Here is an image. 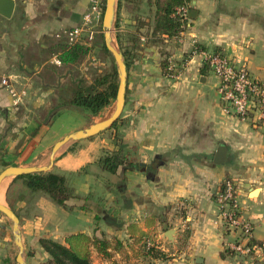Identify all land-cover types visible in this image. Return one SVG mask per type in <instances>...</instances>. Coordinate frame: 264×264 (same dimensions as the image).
I'll return each instance as SVG.
<instances>
[{
  "label": "crops",
  "instance_id": "0c3cea01",
  "mask_svg": "<svg viewBox=\"0 0 264 264\" xmlns=\"http://www.w3.org/2000/svg\"><path fill=\"white\" fill-rule=\"evenodd\" d=\"M89 6L90 0H14L11 16H0V81L10 78L16 94L0 83V149L10 166H47L54 143L84 128L57 127V120L73 113L96 117L71 108L48 113L57 102L49 69L60 66L53 63L56 44L65 39L63 32L81 23ZM127 15L122 9L118 14L121 32L133 24ZM98 34L82 43L92 47ZM193 45L203 51L193 52ZM166 50L180 64L175 77L161 74L153 46L126 68L125 105L117 124L123 142L138 152L136 169H119L110 177L101 173L98 160L116 148L95 138L72 143L54 156L50 170L81 172L74 182L79 197L67 201L66 209L10 180L11 196H25L15 204L24 250L39 254V262L47 258L40 238L63 243L67 235L84 233L115 237L127 249L108 259L93 252V264H245V257L230 249L241 241L240 233L218 221L214 197L226 179L234 185L241 215L251 223V236L242 244L264 247V119L241 120L224 112L218 81L208 67L203 69V53L218 50L264 83V0H192L186 29ZM79 71L91 81L89 67L80 65ZM220 146L227 159L218 165L214 157ZM104 178L111 192L103 188ZM129 224L153 233L162 256L136 257ZM6 225L7 219H0V264L10 257L11 226L9 234ZM226 250L230 253L221 257ZM251 264H264V253L256 251Z\"/></svg>",
  "mask_w": 264,
  "mask_h": 264
},
{
  "label": "trees",
  "instance_id": "16d2710c",
  "mask_svg": "<svg viewBox=\"0 0 264 264\" xmlns=\"http://www.w3.org/2000/svg\"><path fill=\"white\" fill-rule=\"evenodd\" d=\"M191 2L192 0H117L116 12L119 14L121 9H125L131 21L134 22L127 26L129 28L127 31L121 32L119 30L118 19L114 26L115 41L122 54L126 68L143 57L145 48L153 46L158 48L160 54L158 66L161 74L171 78L173 71L170 69L171 60L169 58L170 54L166 50L167 43L178 41L180 34L187 26V22L182 21L178 16H174V13L177 8L183 6L188 7V10H190ZM102 3L104 5L105 0H102ZM103 5L102 11L104 10ZM101 20L102 16L98 25L102 31ZM92 49L95 51V56L99 54L103 59L111 56L104 45L102 32L95 37L90 48L83 43L69 46L65 39H61L56 44L57 59L60 66H50L49 69L54 74L56 81L53 89L57 94V102L51 106L48 113L62 108H71L89 116H97L115 100L118 78L113 60L109 67L91 69V81H88L79 71V64L89 55ZM192 51L198 53L203 51V49L195 45ZM213 53L221 54L218 50ZM176 64L178 65V75L181 69L179 68V62ZM203 64V69L208 67L205 63ZM116 126L117 121L110 129H115ZM35 133L36 131L31 136ZM113 145L116 150L105 152L98 160L97 167L99 171L111 176L115 175L119 169H136L139 163L136 148L128 147L122 143V139L117 134L114 135ZM0 165L3 168L10 166V163L3 160L1 149ZM82 171L85 173L86 169H82ZM79 175H81L80 171L77 173H65L50 170L21 175L15 177L13 182H21L26 192L30 195L40 194L59 207L66 209L67 201L79 197L74 184ZM226 180L228 181L229 179ZM223 184L221 189H223ZM103 188L111 192L112 184L108 179H103ZM15 195V198H13L10 190H7L6 204L19 217V211L15 204L16 201H23L25 196L21 192H17ZM214 199L216 198L214 197ZM0 235L2 234L0 233ZM127 235L132 239V243L138 246L136 251L133 252L136 257L148 259L162 256L157 249L153 233L142 231L136 224H129L127 226ZM38 245L47 255V258L37 264H93V252L102 259H108L112 252L123 254L127 251L122 241L115 237L108 239L103 234L101 237H97L88 236L84 233H74L67 235L63 243L56 242L50 238H40ZM229 253L226 250L221 254V257H225ZM33 255V251L29 250L27 257H32ZM2 264H16L15 258L7 257L3 259Z\"/></svg>",
  "mask_w": 264,
  "mask_h": 264
},
{
  "label": "built area",
  "instance_id": "2783aa9c",
  "mask_svg": "<svg viewBox=\"0 0 264 264\" xmlns=\"http://www.w3.org/2000/svg\"><path fill=\"white\" fill-rule=\"evenodd\" d=\"M102 13L100 0H90L89 9L83 15L81 23L63 32L62 36L67 44L72 46L82 43L84 40V42H89L96 33L102 32L98 26ZM174 16H178L182 21L187 22L189 18L188 7L177 8ZM203 62L218 81L217 94L224 112L231 113L241 120H245L250 115L264 119L263 82L254 78L244 66L233 63L222 54L203 53ZM53 63L59 65L58 59H54ZM179 68L181 67L179 66ZM170 69L173 71L171 77H175L178 65L171 61ZM0 83L8 89L12 96L16 95L10 78L5 77L1 79ZM215 198L219 207L218 221L221 226L240 233L241 241L232 245L231 251L239 257H245V264H251L255 258V252L264 253V247L242 244L251 236V223L239 211L235 200L234 185L230 181H225L223 189L216 194Z\"/></svg>",
  "mask_w": 264,
  "mask_h": 264
},
{
  "label": "water",
  "instance_id": "95a60500",
  "mask_svg": "<svg viewBox=\"0 0 264 264\" xmlns=\"http://www.w3.org/2000/svg\"><path fill=\"white\" fill-rule=\"evenodd\" d=\"M116 3L117 0H105L104 10L102 13L101 28L103 33V41L106 49L111 54L117 71L118 87L116 92V97L113 103V108L110 114L106 117L96 121L95 123L89 125L86 128L74 131L62 137L60 140L54 143L51 147L50 154L48 157V165L44 167H19V166H7L0 171V186L6 180L14 179L15 177L47 172L53 166L54 156L66 146L89 139L91 137L97 136L101 132H104L111 128V126L119 120L121 113L125 105V91H126V79L127 70L126 65L123 61L122 54L113 38L114 20L116 14ZM14 8V0H0V16L4 18H9L12 14ZM226 149L223 146L218 147L215 157V164H223L226 161ZM255 193V191H252ZM0 213L10 222L11 224V236L13 239V244L17 249L15 255L16 264H27L24 257V246L21 239V233L19 228V219L15 213L7 206V204L0 203ZM172 230L166 232V236L170 239Z\"/></svg>",
  "mask_w": 264,
  "mask_h": 264
},
{
  "label": "rangeland",
  "instance_id": "374dc122",
  "mask_svg": "<svg viewBox=\"0 0 264 264\" xmlns=\"http://www.w3.org/2000/svg\"><path fill=\"white\" fill-rule=\"evenodd\" d=\"M100 2H101V8H102V5H103L102 0H100ZM103 7H104V5H103ZM122 10L127 14L125 9H122ZM145 17H146V15H145ZM117 19H118V13L116 12L114 24H116ZM114 33H115V28L113 29V33H112L113 38H114ZM96 53H98V52H96ZM89 57H92L95 60L92 61L91 58H89ZM112 60H113L112 56H107L104 59L99 54L95 56V51H94V49H92L90 51L89 55L86 56L83 59V61H81L79 66L84 64V66H86L87 69H88V67H89V69H101L102 67H109L110 63L112 62ZM113 62H114V60H113ZM113 103H114V101L110 104L109 107H107L105 110H103L98 116L94 117V119H92V120L88 116L83 115L82 113H79V114H74L73 113L71 115L67 114L64 117H62L61 119L57 120L58 122L56 123V126L60 127V124H61V126H63L64 128H71L72 130H74L77 127L78 128L79 127L80 128L81 127L82 128L83 127L86 128L89 125L95 123L96 121H99L100 119H102V118L106 117L108 114H110V112L112 111V108H113ZM117 123H119V120L117 121ZM61 129H63V128H61ZM57 132L59 133V132H62V131H58L57 130ZM101 133L102 134H98V136H94V137L89 138V140L96 138L98 142L103 141V142L107 143V145H110V144L112 145V144H114V135L117 134L118 136H120V134L118 132V124H117L115 129H108V130H106L104 132H101ZM120 138H121V136H120ZM75 143H78V142H75ZM122 143H124L123 139H122ZM73 145H76V144H73ZM72 149H74V147L69 148V151L72 150ZM106 176L110 177L109 174L106 175ZM9 182H10V180H6L0 186V189H1V191H0V193H1L0 194V203L6 204L4 199H5L6 191L8 189ZM99 183L102 185V181L101 180H100ZM101 185L98 186L100 191H102V186ZM102 193H104V191H102ZM0 219L2 221H4V222L6 220V218L4 216H2V215L0 216ZM6 226L8 228L9 234H10V226H11V224H10V222L8 220H7V225ZM10 239H11V242H10L11 245H10V248H9L7 254L10 255L11 258H15V255L17 253V249H16L15 245L13 244L12 236H10ZM26 243L27 242L23 243V245L26 244ZM28 251L29 250H27L25 248L24 257H25V261H26L27 264H37L39 261H41V259L39 257V254H36V256L33 255L32 257H27Z\"/></svg>",
  "mask_w": 264,
  "mask_h": 264
},
{
  "label": "bare ground",
  "instance_id": "6f19581e",
  "mask_svg": "<svg viewBox=\"0 0 264 264\" xmlns=\"http://www.w3.org/2000/svg\"><path fill=\"white\" fill-rule=\"evenodd\" d=\"M0 191H1V189H0ZM1 194V193H0Z\"/></svg>",
  "mask_w": 264,
  "mask_h": 264
}]
</instances>
